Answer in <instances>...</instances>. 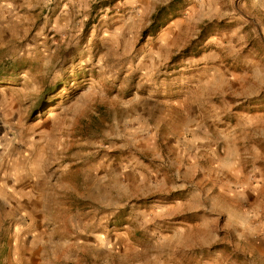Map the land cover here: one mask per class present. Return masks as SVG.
Segmentation results:
<instances>
[{
  "label": "rangeland",
  "instance_id": "1",
  "mask_svg": "<svg viewBox=\"0 0 264 264\" xmlns=\"http://www.w3.org/2000/svg\"><path fill=\"white\" fill-rule=\"evenodd\" d=\"M0 264H264V0H0Z\"/></svg>",
  "mask_w": 264,
  "mask_h": 264
}]
</instances>
